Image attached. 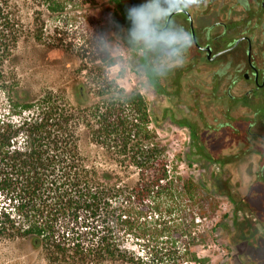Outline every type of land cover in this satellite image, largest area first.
<instances>
[{"label": "trees", "instance_id": "trees-1", "mask_svg": "<svg viewBox=\"0 0 264 264\" xmlns=\"http://www.w3.org/2000/svg\"><path fill=\"white\" fill-rule=\"evenodd\" d=\"M44 1L54 12L65 2ZM31 34L17 0H0V238L24 239L57 264L205 263L197 218L220 204L171 163L141 92L81 82L73 99L32 93L16 69ZM82 132L115 168L84 153Z\"/></svg>", "mask_w": 264, "mask_h": 264}, {"label": "flooded vegetation", "instance_id": "flooded-vegetation-1", "mask_svg": "<svg viewBox=\"0 0 264 264\" xmlns=\"http://www.w3.org/2000/svg\"><path fill=\"white\" fill-rule=\"evenodd\" d=\"M108 1L153 108L187 129L189 163L224 177L235 224L252 216L255 234L232 232L239 259L264 264V0Z\"/></svg>", "mask_w": 264, "mask_h": 264}, {"label": "rangeland", "instance_id": "rangeland-1", "mask_svg": "<svg viewBox=\"0 0 264 264\" xmlns=\"http://www.w3.org/2000/svg\"><path fill=\"white\" fill-rule=\"evenodd\" d=\"M64 1L63 9L54 12L48 9L44 0H17L21 17L32 33L22 40L18 50L16 69L21 85L34 94L44 89L64 90L72 99L74 87L81 82L92 90H100L110 83L112 87L116 85L127 93L140 91L147 101L150 126L167 146L171 163L178 166L181 175L199 184L209 200L220 204L213 218H197L206 240L195 249L199 257L207 261L184 264H254L251 256L243 255L245 260L239 259L242 248L235 247L234 242L242 237L237 233L232 234L244 228L246 236L255 234L254 225H249L254 224L249 220L252 216L235 224L232 220L233 205L225 197L226 186L221 183L224 177L216 175L208 161H203L201 166L189 163L185 155L188 131L165 121V115L160 117L161 110L153 108L151 93L144 87L142 78L133 73L126 58L123 41L117 34L113 20V6L108 0ZM108 56L115 58L116 62L111 64ZM81 147L86 155L99 161L102 168L116 167L113 161L105 158L99 147L90 143L85 132L81 133ZM235 186L233 183L230 187ZM239 216L242 220V216ZM242 244L241 247L246 248L244 242ZM128 245L137 251L133 244ZM230 247H233V252L229 251ZM251 252L249 249V255ZM0 264L57 263H51L43 252L32 249L24 239L0 238ZM103 264L129 263L109 261Z\"/></svg>", "mask_w": 264, "mask_h": 264}, {"label": "clouds", "instance_id": "clouds-1", "mask_svg": "<svg viewBox=\"0 0 264 264\" xmlns=\"http://www.w3.org/2000/svg\"><path fill=\"white\" fill-rule=\"evenodd\" d=\"M194 2H198V0H194ZM184 42L186 45H188L189 47L192 45V37L191 35H185L184 36Z\"/></svg>", "mask_w": 264, "mask_h": 264}]
</instances>
